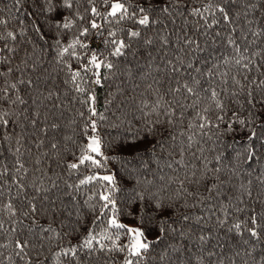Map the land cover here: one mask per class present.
I'll list each match as a JSON object with an SVG mask.
<instances>
[{
	"label": "snow or ice",
	"instance_id": "1",
	"mask_svg": "<svg viewBox=\"0 0 264 264\" xmlns=\"http://www.w3.org/2000/svg\"><path fill=\"white\" fill-rule=\"evenodd\" d=\"M88 2L91 5L88 11L93 17L88 21L89 27H83L79 35L67 45L61 44L59 39L56 44L58 62L67 69L75 92L84 97L80 102L87 105L88 113L87 117L84 112L78 114L85 120L82 132L86 136V143L80 146L79 155L73 153L74 160L68 162L66 168L70 173L78 172L82 166H89L90 170H103V174L93 171L91 175L80 179L78 184L66 186L79 192L81 186L98 182L99 189L84 203L91 211H98L99 214L87 225V230L83 231L86 222L82 217V209L75 203L74 195L64 193L73 200L71 208L65 206L63 201L60 208H57L60 196L50 195L54 189L59 188L56 181L51 177H48L49 184H45L42 177L30 183L26 181L29 170L20 159L25 131L21 117L32 128H36L40 122V113L36 111L29 118L26 110L19 114L15 111L17 106L28 103L19 94V85L32 86L33 81H25L16 76L9 79L14 71H20V66L16 65L15 69L10 66V57L4 53H15V48L9 47L8 42L17 41L18 34L15 31H0V43L3 45L0 47V65H9L0 70V147L8 144L10 149L13 143L17 145L12 153L15 158V175L11 174L4 163L3 152H0V181L7 177L11 182L9 190L11 185L16 188L14 198L6 202L0 201V215L6 214L10 221V226L6 227L5 221L0 219V235L7 240L6 243H0V264H5V261L16 264L13 257L23 264H42L40 250L45 241L49 244L55 242L54 256L57 264H86L97 252L105 255L123 254L121 264H142L153 246L162 240L170 241L167 244V251L171 253L167 256L168 264H191V259L182 255L181 249L184 246L172 242L187 235L184 222L193 219L188 214H181L177 219L180 208L197 207L200 203L217 199L224 196L226 191L237 188L239 195L225 196L230 203L228 206L221 205L225 219L218 218V223L223 226L232 207L231 201L235 199L237 202L236 212H245L248 206L244 197H252L251 178L247 183L240 182L238 187L233 184V180L239 179L241 175V166L247 164L252 168L254 163H259L264 158V47L261 46L264 44L261 39L264 38V0H195V3L193 0H135V3L128 0H104V13L95 6V0ZM16 3L19 4L20 0H16ZM37 3L39 14L45 16L46 22H53L52 26L57 30L73 27V19L63 16L57 21V17L61 16L63 10L72 9L74 0H37ZM185 14L198 18V30L203 29L205 35L210 29L225 25V39L233 54L222 55L218 62L209 65L208 61L212 56L209 53L204 58L206 67L202 69L190 58L197 51H203L199 42L187 33L177 37V43L183 44L179 51L184 56L177 55L175 62L169 59L165 65L175 86L169 85L165 95H160L157 89L155 101L145 103L140 108L141 118L137 121L140 127L134 128L116 145L120 150L119 161L122 167V175L118 180L117 175L108 168L110 159L116 157L106 155L103 138L98 132V121L106 120L107 117L97 111L96 96L85 85H101L102 81L109 79L117 67L109 57H124L131 44L123 39H116V32L109 31L111 39L104 43L111 44L112 49L108 56H103L94 51L89 53V45L81 37H87L92 29L100 30L103 27L97 23V17L106 22L130 20L134 25L148 29L152 25L162 24L163 19H173ZM79 19L83 20L84 17L80 16ZM4 25H7V21L0 19V26ZM32 27L43 38L41 26L34 24ZM20 34H23V30ZM127 35L137 38L141 36V31L130 29ZM220 35V31L215 32V36ZM161 42L162 45H168L167 36L161 37ZM144 43L151 45L153 41L148 39ZM77 48L84 51L78 52ZM66 55L78 63L73 66L66 62ZM185 57L189 58L187 63ZM30 59L29 56L21 63L27 67ZM32 70L35 71V64L32 65ZM205 76L208 80H203ZM217 77L223 87L211 86L210 81ZM155 83L159 84V81ZM206 83L208 87L204 86ZM168 94L173 97L172 100L165 98ZM51 95L49 93L47 98H51ZM179 95H183L184 100L191 103H181L177 98ZM188 108L195 114L186 120ZM14 126L20 128L19 134L15 132ZM50 127L58 129L60 125L52 123ZM39 131L46 136L48 126L41 127ZM181 137L186 139V147H178V138ZM205 137L207 140L216 137L213 144L223 143L224 150H231L233 155L226 158L225 151H219L209 159L203 147H198L199 155L191 152L192 160L185 161V152L193 144L199 146L200 140ZM66 139L71 140L72 137ZM43 143L40 140L37 147ZM183 143V140L179 141V144ZM50 147L58 150L57 143H52ZM108 147L111 148L110 145ZM168 149H171L168 153L169 160L162 167L160 162ZM213 151L216 149L213 148ZM172 152H177L180 159H172ZM39 162L36 161L37 164ZM174 164L176 168H173ZM164 167L172 170V174L165 173ZM247 174L249 177L252 175L251 172ZM256 180L264 186V169L260 170ZM123 181L130 183V191L121 187ZM122 191H125L121 201L123 207L117 201V193ZM2 196L3 185L0 184V197ZM13 199L18 200L19 204L14 203ZM258 202L264 205V201ZM58 212L66 215L54 226ZM122 218L135 220L136 224H126ZM25 219L29 220V224H24ZM202 219L195 217L197 223ZM25 229L28 234H35L41 240L39 248L23 235ZM228 231H235L241 237L247 233V239L242 240L248 246L243 253L245 258L242 264H264V247H261L264 245V207L259 212L251 208L247 218L238 219ZM17 232L21 235H16ZM153 232L155 235L150 238ZM66 238H69V242L64 246L61 242ZM122 238L124 242H121ZM72 239H75V243H72ZM199 240L204 244L208 237L200 235ZM9 248L11 252L5 256L2 250ZM33 249H36L35 256L32 255ZM213 255L214 252H209V256ZM235 255L241 256V253L236 252ZM164 258L161 256L162 260ZM219 264H223V260ZM231 264H236L235 260Z\"/></svg>",
	"mask_w": 264,
	"mask_h": 264
},
{
	"label": "trees",
	"instance_id": "2",
	"mask_svg": "<svg viewBox=\"0 0 264 264\" xmlns=\"http://www.w3.org/2000/svg\"><path fill=\"white\" fill-rule=\"evenodd\" d=\"M128 2L135 3V0H128ZM195 3V0H193ZM95 6L101 13L106 11L104 6V0H95ZM91 5L88 0H74V6L72 9H65L62 11L61 16L57 17L59 21L63 16H67L74 20V25L70 29L57 30L52 26L53 22H46L45 16L39 14V8L37 0H20L17 4L16 0H0V19L7 21V25L0 26V31H15L18 34V40L15 42L9 41V47L15 48V53H7L11 60V65L14 69L16 65L20 66V71L15 72L9 76L11 80L13 76L24 79L27 81L31 79L33 81L32 86L27 84L19 85V94L28 102L27 105H19L15 109L19 114L21 111L26 110L29 118L33 117L36 111H39V123L36 128L27 122H21L25 125L24 139L21 141L23 147L21 148L22 155L20 159L25 163L28 168L27 182H31L34 179L42 177L45 184H49L48 177L56 181L59 185L58 189H54L50 195L53 197L59 195L60 200H57L56 207L60 208L61 201L65 206L71 208L73 200L71 196L64 193H71L76 197L75 203L82 209V217L86 222V226L82 229L87 230V225H90L93 218L98 215L97 212L91 211L85 201L93 192L99 189V183H90L81 186L79 192H75L73 189L67 188V184H78L80 179H83L87 175H91L93 171L103 174V170L92 169L89 166H82L78 172L70 173L66 168V164L74 160L73 153L79 155L80 146L86 143V136H84L82 129L85 120L78 114L80 112L85 113L87 117V105L82 104L80 101L84 99L81 94L76 93L73 85L69 81V74L64 65L58 62L57 57V44L59 39L61 44L67 45L73 39H75L80 30L83 27H89L88 21L93 19L90 14ZM242 7V5H241ZM235 10V9H234ZM84 17L80 20L79 17ZM97 23L102 24L103 27L100 30H90L87 37H81V39L89 45L88 52H96L103 56H108L112 49L111 44H105V40H110L108 36L109 31L116 32V39H123L131 44V47L126 50L124 57H109L117 65L116 69L109 76V79L102 81L101 85L87 84L85 85L96 96L95 107L98 112L103 113L107 119L98 121V132L103 138L106 155L116 157V159H110L108 168L112 173L117 175L119 180L122 175V167L119 161L120 150L116 145L120 143L134 128L140 127L137 121L141 118L140 108L143 104H151L155 101L157 96V89H159L160 95H165L169 85L175 86L174 81L171 80V73H169L165 67L167 60L171 59L175 62L177 55L184 56V53L179 49L183 47L182 43H177V37L184 36L187 33L192 38L196 39L203 51H197L192 57H190L197 67L204 69V58L212 53L208 64L218 62L222 55L233 54L232 49L227 46L225 39L227 35V27L221 25L219 28L210 29L207 31V35L204 34L203 29H199L198 18L185 14L183 16H176L173 19H163L162 24L152 25L148 29H142L139 26L133 24L130 20H124L116 22H106L102 18H95ZM202 23V22H201ZM34 24H39L43 32V38L40 33H37L33 29ZM242 24V22H241ZM141 31V36L132 38L127 35L129 30ZM23 30V34H20ZM220 31L219 37L215 36V32ZM246 31V29H245ZM167 36L169 40L168 45H162L161 37ZM251 39V37H249ZM151 39L153 43L146 45L144 41ZM264 40V38H261ZM241 43H243L241 41ZM260 44V41L257 42ZM0 43V47H2ZM264 47V44L261 45ZM78 52L84 51L77 48ZM135 53V55H132ZM31 57L28 61V66L25 67L22 60ZM188 57H185V63L188 61ZM64 60L75 66L78 62L70 56H65ZM35 64V71L32 70V65ZM9 65H0V70H3ZM130 70V71H129ZM223 70V67L221 68ZM105 72L107 70H104ZM234 71V69H233ZM180 76H177L179 79ZM203 80H208V77H204ZM159 81V84L155 83ZM213 87H223L221 80L217 77L210 81ZM149 85H152L149 88ZM208 87L206 83L204 85ZM51 93V98H47ZM203 95V93L201 94ZM168 100H172L173 97L168 94L165 97ZM181 103L189 104L191 101L184 100L183 95L177 97ZM35 101V103H33ZM110 101V103H109ZM191 114V115H189ZM194 111L188 108L185 116L186 120L191 119L194 116ZM47 117V120H45ZM15 120V117H13ZM74 122V123H73ZM57 123L60 125L58 129H52L50 125ZM48 126V132L45 136L39 131L41 127ZM14 130L17 134L20 132L19 127L14 126ZM72 137L71 140L66 139ZM216 137H213L215 140ZM222 140L224 138H221ZM43 140V145L37 147ZM183 140V144H179V141ZM213 140H207V137L200 140V144H193L188 152H185V161L192 160L191 152H197L199 155L198 147H203L205 155L211 159L217 152L225 151L223 143L213 144ZM207 141V142H205ZM57 143L58 150L51 149L50 145ZM111 146L109 148L108 146ZM15 145L9 149L8 144H4L0 147V152H3L4 163L10 169L12 175H15V158L12 153L15 151ZM186 139L178 138V147H186ZM213 148L216 151H213ZM5 149H8L7 151ZM159 151V150H158ZM171 149L166 150L163 153L164 159L161 160V166L164 162L169 160L168 153ZM47 155H44V154ZM231 150L225 151V157L232 156ZM172 159H180L177 152H172ZM39 160V164L36 161ZM234 163L235 161H226ZM177 166L174 164L173 168ZM242 171L239 179H234L233 184L238 187L240 182L247 183L249 178L253 183L250 186L252 191V197H244L245 204L248 206L245 212H236L235 206L236 200L231 201L232 207L229 209L227 216V222L221 226L218 223L219 219H225L224 211L221 205L228 206L230 201L225 196L239 195L237 188H232L231 191H226L224 196L217 199L205 201L200 203L194 208H180L177 213V219L181 214H188L192 216V220L184 222L185 231L187 235L181 239L172 241L178 245H183L181 249L182 255L191 259V264H219L223 260V264H231L232 260H235L236 264H242V260L245 258L243 253L248 248L247 245L242 243L243 239H247V233L241 237L235 233V231H228L234 222L238 219H246L251 208H255L257 212L261 210L264 205L258 202L264 201V186H261L256 180V177L260 174V170L264 169V158L259 163H254L252 168H249L247 164H243ZM40 169V171H37ZM163 171L168 174H172V170L164 167ZM248 172H251V177L248 176ZM43 174V175H42ZM181 174L182 170H181ZM6 181V182H5ZM3 185V196L0 197V201L6 202L8 199L14 198L16 193L15 185H9L11 182L4 178V181H0ZM121 187L125 191H130L131 185L128 181H123ZM125 191L117 193L118 205L123 207L121 201L125 196ZM31 194V189H29ZM14 203L19 204V201L13 199ZM96 203V201H92ZM245 207V205H240ZM66 213L61 215L59 212L55 217V225H58L61 220L64 219ZM202 217L200 223H197L195 217ZM0 219L5 221V226H10V221L6 214L0 215ZM126 224L135 225L136 221L130 218H122ZM24 224H29V220L25 219ZM179 227V225H175ZM17 227H22L17 225ZM103 223L101 224V228ZM100 229H97L99 231ZM16 235H21L17 232ZM23 235L26 238H30L37 248L40 247L41 240L35 234H28L26 229ZM155 235L153 232L150 234V238ZM200 235L208 237L206 243L201 244L199 240ZM7 240L4 236L0 235V243H6ZM69 242V238H66L61 242L66 246ZM121 242H124L123 238ZM170 241L162 240L160 243L155 244L153 249L147 254L142 264H168L167 256L171 255L167 251V244ZM72 243H75V239H72ZM55 242L49 244L44 242L43 249L40 250V259L42 264H57L54 256ZM261 247H264L262 245ZM4 251V255L7 256L11 252V248ZM209 252H214L215 255L209 256ZM240 252L241 256H236L235 253ZM32 255H36V249H33ZM161 256L165 258L162 260ZM123 254L111 253L105 255L97 252L91 258L86 261V264H121ZM16 260V264H23L22 261ZM5 264H9L5 261ZM66 264V262H65Z\"/></svg>",
	"mask_w": 264,
	"mask_h": 264
}]
</instances>
